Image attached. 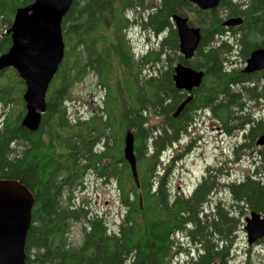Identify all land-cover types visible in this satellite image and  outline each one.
Returning <instances> with one entry per match:
<instances>
[{"label":"trees","instance_id":"1","mask_svg":"<svg viewBox=\"0 0 264 264\" xmlns=\"http://www.w3.org/2000/svg\"><path fill=\"white\" fill-rule=\"evenodd\" d=\"M21 1L0 6V21L6 17L11 25L13 13L34 2ZM145 1L75 0L62 23L65 56L35 133L21 126L24 83L12 69L0 73V181L20 182L34 198L27 264H231L239 217L246 210L264 214V185L248 180L232 187L230 204L219 202L205 216L223 167L208 169L203 183L185 194L174 191L170 182L174 161L183 153L164 162L197 114L210 115L223 131L250 119L233 115L242 110L243 101L258 99L259 78L234 68L230 57L237 53L246 61L254 50H264V0L246 5L221 0L213 11H201L189 0H151L149 8ZM174 15L190 18L202 31L190 61L180 55ZM231 17L244 21L231 30L234 42L226 39L223 26ZM133 28L148 32L156 45L138 55L127 35ZM177 63L205 76L184 112L174 118L186 99L173 81ZM90 72L104 90L102 101L88 117L71 119L72 90ZM128 131L135 138L139 186L124 160ZM89 174L117 188L124 214L116 231L87 207L73 208L74 193ZM75 223L83 226L77 247L68 240ZM181 234L195 250L184 261H174Z\"/></svg>","mask_w":264,"mask_h":264},{"label":"water","instance_id":"2","mask_svg":"<svg viewBox=\"0 0 264 264\" xmlns=\"http://www.w3.org/2000/svg\"><path fill=\"white\" fill-rule=\"evenodd\" d=\"M201 11L219 8L221 0H189ZM75 0H34L17 9L12 26L6 33L11 35L12 45L0 56V73L14 70L25 85L23 100L26 114L21 126L31 133L39 130L47 110V93L65 56L62 23ZM172 23L179 38L180 55L192 60L202 41L200 28L192 26L188 17L174 15ZM242 18H229L224 27L243 25ZM264 71V50L253 51L246 61L245 74ZM205 72L178 63L174 68L173 81L178 91L188 93L173 114L178 118L193 99ZM259 145H264V136ZM124 160L130 166L133 178L138 183L135 138L128 131L124 140ZM139 186V185H138ZM34 198L29 190L18 181H0V264H27L26 242L32 225ZM244 229L248 245L252 247L264 239V218L252 213L246 219Z\"/></svg>","mask_w":264,"mask_h":264},{"label":"rangeland","instance_id":"3","mask_svg":"<svg viewBox=\"0 0 264 264\" xmlns=\"http://www.w3.org/2000/svg\"><path fill=\"white\" fill-rule=\"evenodd\" d=\"M235 1L243 2L244 0ZM145 2L146 8H149L148 6L151 0H146ZM127 35L132 43L133 49L138 55L146 53L151 46L157 43V39L148 34V32L137 28L129 30ZM230 58L232 66L246 67V61H242L237 53H234ZM177 64L174 65V68ZM149 70H151L150 67L147 68V71ZM257 83L259 84L257 92L263 91L264 79H259ZM103 96V88L98 86L95 74L90 72L72 90V99L69 101L68 107L69 116L74 120L79 117H88L97 108ZM251 102L247 101V104H251ZM255 107H253L252 111L254 114H264V101L261 103V106ZM196 119L197 121L194 122L195 124L189 130L190 133H187L186 139L178 142L167 151L164 162L166 165L168 161L175 159L177 155L183 153L181 157H178L174 161V169L170 174V182L174 191H183L185 194L192 192L196 188L208 169L223 167V170L219 173V187L216 192L210 195L204 207L207 213H211V208H214L219 202L226 203V205L231 203V198L225 190L227 177H232L229 174V169L231 168L225 171V163L227 165L232 155V144L228 136L221 134L220 126L217 123L215 125L208 118L203 119L202 117L198 118L196 116ZM232 168L234 175L248 171L245 162L240 165L233 164ZM74 204L78 208L87 207L92 214L105 218L110 230H118L124 214V208L120 202L117 188L112 183H105L102 179H98L95 174H89L83 186L75 191ZM242 225L243 223H241V228L232 247L230 262L231 264H248V260H252L255 264H261V262H264V242L254 244L250 247L246 233L242 230ZM82 228V223L72 225L68 239L69 244L74 247L81 244L83 237ZM176 240L178 245L181 246V249L174 251V261H184L188 253H190V250L194 252L195 245L185 234L179 235Z\"/></svg>","mask_w":264,"mask_h":264},{"label":"flooded vegetation","instance_id":"4","mask_svg":"<svg viewBox=\"0 0 264 264\" xmlns=\"http://www.w3.org/2000/svg\"><path fill=\"white\" fill-rule=\"evenodd\" d=\"M232 1H233V3L242 4V5L243 4L246 5L249 2V0H244L243 2H236L235 0H232ZM21 2L23 3V0ZM0 6L1 7H4V6L7 7L8 6V0H0ZM13 6H15V4H13ZM15 15H16V11L12 15L11 25H9L7 23L8 19H6V17H5V19H3L1 17L2 19L0 21V56L6 53L4 51L6 50L8 45H9V47L7 49H9L12 45L11 35H8L7 33L5 35H3V34L6 31H8L10 29V27L12 26L13 21L15 19ZM231 18H233V17H231ZM228 19H226V20H228ZM239 27H235V28L225 27L227 30L226 35H225L226 39L234 42L233 41L234 40V34L232 33L233 31H231V30L239 28ZM4 40L5 41L10 40V43H8V45H3L2 43ZM245 65H246V63H245ZM235 68H240L242 73L245 74L244 73V69H245L244 67H241V66L236 67L235 66ZM245 75H249V76L252 75L255 78L258 77L260 80L264 79V71L257 72L254 74H245ZM184 93L186 94V99H187V97L189 95L186 92H184ZM263 101H264V90L261 92H258V99L257 100L253 99L251 104H247L246 101L245 102L243 101L244 106H243L242 110L240 112H236L233 115V117H235V119L249 117L250 118L249 120L242 119V120H240V122L235 121V123L232 125L233 128L230 131H223L222 128L219 127L221 134H223L224 136H228L230 141H231V144H232V155L230 156L227 165L225 163V171L228 170L229 168H231V169H229V171H230L229 174L232 175V177H227L228 179H227V182L225 183V190L229 194L230 198H231L232 187H234V186L238 187V186L244 184L245 182H247L248 180L258 181V182H261L262 185H264V145L263 146L259 145V141H260L261 137L264 136V131L261 130L262 126L264 125V114L263 113L254 114L252 112L253 107L261 106V103ZM201 115H204V116H201ZM196 116L198 118L202 117L203 119L208 118L209 121L214 122L216 125V122L214 121V119H212L210 117V115H205L204 113H201V114H197ZM196 121H197V119L195 117L194 122H196ZM194 122L191 124L189 130L191 129L193 124H195ZM259 128H261V129H259ZM189 130L187 133H190ZM257 130H260V131H257ZM186 137H187V134H184L182 136L181 141H184L186 139ZM244 162L247 165L248 171L246 173L234 175L233 174L234 173L233 168H232L233 164L240 165ZM205 174L206 173H204V175ZM204 175L202 176L201 182L196 186V188L199 187L203 183ZM196 188L192 192H190L189 194L193 193L196 190ZM216 191L217 190H214L211 194H213ZM73 208L74 209L77 208V205L75 204L73 206ZM252 213H256V214L260 215L261 218H264V214L257 213L255 211H247L246 210V213L243 215V217H239L240 222L243 223V225H242L243 231L246 227L245 221L247 218H249L251 216ZM211 214H213V211H211V213H207V211L204 209V215L205 216H209ZM263 242H264V239H261V240L257 241L255 244H260Z\"/></svg>","mask_w":264,"mask_h":264}]
</instances>
